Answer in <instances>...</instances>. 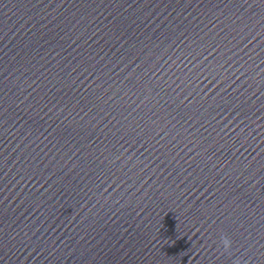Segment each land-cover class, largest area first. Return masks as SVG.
<instances>
[{
    "label": "water",
    "instance_id": "obj_1",
    "mask_svg": "<svg viewBox=\"0 0 264 264\" xmlns=\"http://www.w3.org/2000/svg\"><path fill=\"white\" fill-rule=\"evenodd\" d=\"M74 42L98 264H264V0H74Z\"/></svg>",
    "mask_w": 264,
    "mask_h": 264
},
{
    "label": "clouds",
    "instance_id": "obj_2",
    "mask_svg": "<svg viewBox=\"0 0 264 264\" xmlns=\"http://www.w3.org/2000/svg\"><path fill=\"white\" fill-rule=\"evenodd\" d=\"M221 243L223 245L224 251L228 252L231 248V244H232L231 240L226 236H222L221 237ZM234 264H238V261H234Z\"/></svg>",
    "mask_w": 264,
    "mask_h": 264
}]
</instances>
